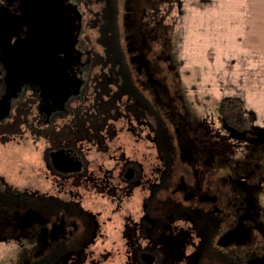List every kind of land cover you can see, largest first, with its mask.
Returning <instances> with one entry per match:
<instances>
[{"label": "flooded vegetation", "instance_id": "af4514ba", "mask_svg": "<svg viewBox=\"0 0 264 264\" xmlns=\"http://www.w3.org/2000/svg\"><path fill=\"white\" fill-rule=\"evenodd\" d=\"M100 1L88 12L85 0H46L35 16L32 0H0V132L23 124L47 142L50 183L80 188L86 177L99 195L88 206L79 191L0 173V237L36 240L18 264H94L104 252L121 264H262L264 125L241 107L221 108L219 135L212 122H183L161 73L166 0ZM17 54L28 79L10 74Z\"/></svg>", "mask_w": 264, "mask_h": 264}, {"label": "rangeland", "instance_id": "374dc122", "mask_svg": "<svg viewBox=\"0 0 264 264\" xmlns=\"http://www.w3.org/2000/svg\"><path fill=\"white\" fill-rule=\"evenodd\" d=\"M85 2L86 4L82 3V5L88 12L89 7L98 11L105 6L104 1L103 3L102 1L95 3V0H92V2L90 1L89 3L88 0H85ZM204 2V0H184V4L182 5L181 0H166V2L159 7L160 11H157V13L162 16L166 29V64L161 67V73L165 75L166 87L174 104L173 106L180 112L179 117L183 122L192 123L193 125L196 124V121H198L200 125H203V123L207 121L214 123L213 125L217 135L224 132L223 128L220 127L221 122L218 118L221 115L222 107H225L227 111L233 110V112H236L235 109L241 107L240 110L243 117H246L248 121L252 122L254 125L262 127L264 125V98L249 96L245 99L240 95L238 87L232 88L227 85L228 80L235 82L240 78L243 67L241 65H227L228 61L225 63L221 58H217V62L211 65L213 61L207 57L208 53L204 55L206 51L204 48L205 44L200 46L199 54L196 53L194 56H191V52L193 51L188 48L189 43L188 46H181L183 38L182 27L184 29L185 26H187L186 22H189V18L188 20L184 18L185 12L194 6H197L198 11V7L200 6L202 7L201 9H204L206 5ZM155 4H157V1H155ZM143 6L146 8L145 11L153 14V7H150L148 4H143ZM136 16H140V14ZM136 16L134 15V17ZM151 18L150 16V19ZM140 30H142V28H140ZM90 31L91 30L88 28L87 33H91ZM91 34L94 37L97 35L94 33V29H92ZM225 79L226 82L224 83ZM252 94L254 95V93ZM252 110H254V112L250 115L249 112ZM230 116L232 119L237 118V114L235 113ZM229 129L230 132L238 135V132L232 126H230ZM22 130L25 131L23 124L20 131ZM20 131L18 133L16 130L0 132V173H2L8 181L21 187L24 185L33 187L40 183L42 187H49L50 189L51 186L54 185V190H50L52 193H66L69 195L71 189L76 192L79 191L83 195V203L91 206V199H96V197L98 198L99 196L98 194L95 195L96 192L93 188L94 184L87 181L86 177L81 179L82 183L80 188L75 187L74 184L72 185L74 180L73 177L69 180H64L65 184L62 186L50 183L48 181L50 179V173L47 171L42 160V149L47 145L46 140L37 135L33 136V133L30 131V133H23L24 131ZM215 141L216 140H214V143L216 145L217 142ZM233 141L235 142L236 139ZM87 146L88 144L84 142V147ZM144 148L145 144H139L140 150ZM241 149L242 148L239 146H234V144H232L231 149L225 154L228 158L234 160L237 158V154V156L240 155ZM95 164L96 163L93 162V165ZM258 203L261 206L260 210L264 218V197H258ZM112 217L115 218L117 215L114 213ZM2 223L4 222L0 218V226ZM102 244L103 241H98V249L103 250V246L109 249L115 247V243L111 241H106L104 245ZM35 245L36 240L26 236H21L18 239L0 237V264H18V260H20L18 253L20 251L23 252L25 248H33ZM109 253H100L99 255L102 254V256L105 255L107 257H102L103 260H100L101 263L95 261H93V263L121 264L123 258L122 254L115 253L114 255H109ZM112 256L114 261H111ZM262 264H264V260Z\"/></svg>", "mask_w": 264, "mask_h": 264}, {"label": "crops", "instance_id": "0c3cea01", "mask_svg": "<svg viewBox=\"0 0 264 264\" xmlns=\"http://www.w3.org/2000/svg\"><path fill=\"white\" fill-rule=\"evenodd\" d=\"M204 1H207L204 9L200 6L198 11L194 6L185 12L184 18H189V22L182 27L181 46L189 43L194 56L205 44L204 55L208 53L207 57L213 61L211 65L217 58L228 61L227 65H241L240 78L235 82L228 80L227 85L238 87L245 99L264 98V0ZM181 2L183 5L184 0Z\"/></svg>", "mask_w": 264, "mask_h": 264}, {"label": "water", "instance_id": "95a60500", "mask_svg": "<svg viewBox=\"0 0 264 264\" xmlns=\"http://www.w3.org/2000/svg\"><path fill=\"white\" fill-rule=\"evenodd\" d=\"M24 1H27L28 2V0H24ZM32 1H33V4H32L33 10L38 12V15L36 13L35 16H41V15L42 16H45V11H47V9H49V7L46 6V4H47L46 0H32ZM58 10H59V8L55 7V11L57 12ZM6 55L8 56V54H6ZM10 58L13 59V61H11L12 62V64H11V66H12V72L10 70V74L11 75L14 76V74H15L14 77H16V76H19L20 77V75H22V77H20V80H23L25 78L28 79L29 77L27 76V73L30 74V77H31V73H32L31 68L29 70V69H27L25 67L27 65L20 64L18 62V59H21L22 61L24 60L25 62H27V60L25 59V56H21V55H18L17 54L16 57L13 58L12 56H10ZM19 65L20 66L22 65L23 66V69H21V68L19 69ZM24 76H26V77H24Z\"/></svg>", "mask_w": 264, "mask_h": 264}]
</instances>
